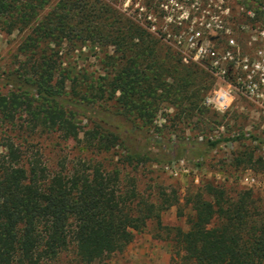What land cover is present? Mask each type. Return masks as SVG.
<instances>
[{
	"label": "trees",
	"instance_id": "1",
	"mask_svg": "<svg viewBox=\"0 0 264 264\" xmlns=\"http://www.w3.org/2000/svg\"><path fill=\"white\" fill-rule=\"evenodd\" d=\"M244 2L255 5L250 20L264 19V0ZM0 31L21 33L16 66L0 70V264H43L63 252L74 264L101 262L148 221L171 235L183 262L264 264V200L251 188L205 180L189 189L181 229L161 224L175 192L143 194L130 175L181 156L176 140L157 144L154 120L171 108L170 121H203L207 71L104 0H0ZM83 49L99 72L68 60ZM41 133L74 140L79 154L46 163L26 143ZM239 138L187 144L209 151ZM252 151H236L229 165L251 167ZM112 152L111 166L91 157Z\"/></svg>",
	"mask_w": 264,
	"mask_h": 264
},
{
	"label": "rangeland",
	"instance_id": "2",
	"mask_svg": "<svg viewBox=\"0 0 264 264\" xmlns=\"http://www.w3.org/2000/svg\"><path fill=\"white\" fill-rule=\"evenodd\" d=\"M55 2L56 0H52ZM109 1L119 11L135 17L146 24L149 30L169 43L180 55L182 62H193L211 75V86L204 94L201 104L207 112L193 124L170 121L172 109H162L154 124L159 129L158 143L161 146L173 140L179 143L180 157L168 163L151 162L138 166L130 175L135 178L137 189L156 195L160 190L175 192L178 202L161 214V224L186 228L185 217L188 206L183 205L185 193L205 180L222 183L226 186L249 187L264 200V113L253 106L246 98L231 91L232 99L224 111L206 103L220 86L219 80L211 73L210 59L204 53L198 54L196 48H213L217 53L226 48L228 38H232L240 48L245 45L253 32L264 29V19L254 18V3L244 0H104ZM48 7L40 10L44 15ZM173 25V26H172ZM192 36L193 42L190 41ZM21 33L13 31L5 34L0 31V70L16 66V46ZM84 51L68 58L70 62L84 65L88 70L99 72L100 64L91 51ZM99 54V53H97ZM215 113V115L213 114ZM205 122V123H203ZM241 138L221 142L209 151L188 146V141L216 136ZM255 138V139H253ZM262 141L261 143L258 142ZM168 142V143H167ZM29 148L41 154L46 163L54 165L58 160L68 159L79 154L74 140L62 141L55 134L41 133L31 135L26 141ZM197 147V148H196ZM243 147L253 149L252 166L234 169L229 165L233 154ZM92 159L106 166L115 162L117 154H91ZM195 160L202 162L193 166ZM129 169V168H127ZM180 210L181 215H177ZM70 252H63L52 261L43 264H74ZM92 264H190L176 256L171 235L157 229L154 222L148 221L145 229L134 235L132 241L121 251L109 258Z\"/></svg>",
	"mask_w": 264,
	"mask_h": 264
},
{
	"label": "built area",
	"instance_id": "3",
	"mask_svg": "<svg viewBox=\"0 0 264 264\" xmlns=\"http://www.w3.org/2000/svg\"><path fill=\"white\" fill-rule=\"evenodd\" d=\"M190 41L193 42L192 36ZM210 59L211 73L220 86L206 97V103L224 111L235 91L264 113V29H257L248 39L245 50L228 38L226 48L217 53L213 48H196Z\"/></svg>",
	"mask_w": 264,
	"mask_h": 264
}]
</instances>
